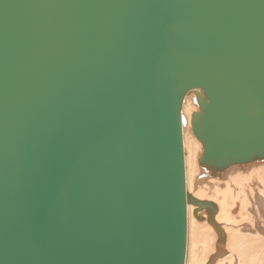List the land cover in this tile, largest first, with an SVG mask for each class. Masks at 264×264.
Instances as JSON below:
<instances>
[{
  "label": "water",
  "instance_id": "water-1",
  "mask_svg": "<svg viewBox=\"0 0 264 264\" xmlns=\"http://www.w3.org/2000/svg\"><path fill=\"white\" fill-rule=\"evenodd\" d=\"M188 95L202 167L264 160V0H0V264H185Z\"/></svg>",
  "mask_w": 264,
  "mask_h": 264
},
{
  "label": "bare ground",
  "instance_id": "bare-ground-1",
  "mask_svg": "<svg viewBox=\"0 0 264 264\" xmlns=\"http://www.w3.org/2000/svg\"><path fill=\"white\" fill-rule=\"evenodd\" d=\"M197 109L193 95H188L182 108L185 116L186 188L199 200H208L217 205L215 222L218 229L208 221L206 208H202L206 211H198L201 218L196 216L200 219L197 220L194 214L197 206L188 205L185 264H264V232L260 231H264V227L257 220L259 224L252 225L257 227V233L250 234L245 232L246 222L241 224L243 220L256 221L252 209L257 219L264 216V160L243 166L233 165L220 176L202 167L199 156L203 146L193 134L191 126V114ZM257 210L261 214L258 215Z\"/></svg>",
  "mask_w": 264,
  "mask_h": 264
},
{
  "label": "rangeland",
  "instance_id": "rangeland-1",
  "mask_svg": "<svg viewBox=\"0 0 264 264\" xmlns=\"http://www.w3.org/2000/svg\"><path fill=\"white\" fill-rule=\"evenodd\" d=\"M201 167V166H200ZM252 200V199H251ZM201 211H206V209H202V210H200V212ZM258 212H257V214L259 215V214H261L260 213V211L259 210H257ZM252 212H253V216L255 217V219H256V221L255 222H253L252 220H249V221H247V220H243L242 222H241V224H243L244 222H246V223H248V224H246L245 223V225H247V228H245V232L246 233H250V234H253V233H257V227H252V225H255V223H257L258 221L260 222V224H259V222H258V224L260 225V226H262V227H264V216H263V218H261V217H258V219H257V217L255 216L256 214H255V212H254V209H252ZM251 212V213H252ZM240 215V214H239ZM238 215V216H239ZM195 218L197 219V220H200L199 218H197L196 216H195ZM258 220V221H257ZM250 222V223H249ZM250 224V226H248ZM257 225V224H256ZM259 225H257V226H259ZM244 227H246V226H244ZM249 227V228H248ZM251 227V228H250ZM259 229H261V227L259 228ZM248 230V231H247ZM254 230V231H253ZM260 231H262V233L264 232L263 230H260Z\"/></svg>",
  "mask_w": 264,
  "mask_h": 264
}]
</instances>
